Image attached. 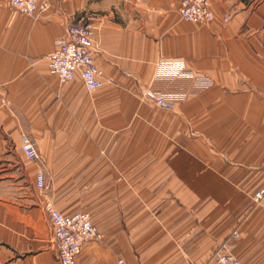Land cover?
Listing matches in <instances>:
<instances>
[{"label":"crops","instance_id":"1","mask_svg":"<svg viewBox=\"0 0 264 264\" xmlns=\"http://www.w3.org/2000/svg\"><path fill=\"white\" fill-rule=\"evenodd\" d=\"M178 1L50 0L26 16L0 0V264H58L49 203L62 215L87 213L96 230L74 264H214L233 229L227 253L264 264V195L252 199L264 184V0H207L213 19L201 26L179 18ZM79 23L91 26L96 90H109L106 110L121 133V84L135 81L182 96L173 112L185 146L100 155L115 145L99 142L96 91L47 71L54 40ZM175 61L211 85L159 77ZM21 135L36 159L23 155Z\"/></svg>","mask_w":264,"mask_h":264},{"label":"built area","instance_id":"2","mask_svg":"<svg viewBox=\"0 0 264 264\" xmlns=\"http://www.w3.org/2000/svg\"><path fill=\"white\" fill-rule=\"evenodd\" d=\"M50 0H6L10 8L26 16H32L36 12L47 11ZM177 15L183 21L203 25L213 19L207 0H179ZM89 23L68 26L65 36L58 37L53 42V52L47 57V71L60 83L73 80L77 75L86 91H93L102 85L101 72L93 62L92 38ZM159 77H184L191 78L195 87L203 88L210 85L207 77H199L190 71H186L181 62L175 61L167 65H160ZM145 99L150 100L159 109L173 110L182 96L165 97L151 89L143 93ZM20 150L25 158L33 160L37 158L34 143L27 137L21 135ZM35 183L41 188L44 183L41 171L35 173ZM264 195L263 186L253 193L252 199L259 201ZM48 222L52 227V236L56 244L58 264H74L76 257L80 254L83 242L93 240L97 237L96 230L89 219V215L78 212L72 215H62L57 209L45 204ZM236 234L232 238H236ZM214 264H241L233 255L227 252H216L213 256ZM116 264H126L117 259Z\"/></svg>","mask_w":264,"mask_h":264},{"label":"rangeland","instance_id":"3","mask_svg":"<svg viewBox=\"0 0 264 264\" xmlns=\"http://www.w3.org/2000/svg\"><path fill=\"white\" fill-rule=\"evenodd\" d=\"M187 79L192 81L189 77ZM117 87L118 84L113 91L116 92ZM121 87H123L122 90L127 94L126 104L128 107V123L127 126L123 125V127H126V131L122 132L123 136L121 135L120 125L118 124L120 121L117 123L118 126L115 124V120H117L115 118L118 117L113 116L110 113L108 114V111L106 110L109 106H112V102L108 97L109 90L105 89L106 85L103 84L101 89L95 90L96 92H94V100L97 109V134L99 142L105 140L114 143L115 145L100 149V155H134L139 153L148 155L153 153H168L186 145V143L179 142L178 139L175 142L178 137H175L176 133L179 135L180 131L178 130L183 129V120L180 121L174 117L176 114V111L173 112L174 109H159L150 100L145 99L143 93L146 89L150 88L146 87L143 89L139 87L138 82L131 81V83L121 84ZM156 93L169 97L167 94L168 92L166 91ZM176 121H180L179 123L182 124L181 128H177ZM175 126L177 132L175 131ZM126 132L128 133V136ZM127 137L129 145L122 144L126 142L125 140ZM215 144L216 143L211 141L200 142V145L206 147H213ZM233 234H236L238 238V231L233 229V231L228 233L220 242H218L219 245L217 252H231V249H233L235 245V240L231 237Z\"/></svg>","mask_w":264,"mask_h":264}]
</instances>
